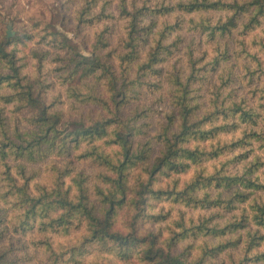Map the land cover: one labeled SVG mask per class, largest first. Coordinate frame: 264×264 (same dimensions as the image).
I'll list each match as a JSON object with an SVG mask.
<instances>
[{"label":"clouds","instance_id":"clouds-1","mask_svg":"<svg viewBox=\"0 0 264 264\" xmlns=\"http://www.w3.org/2000/svg\"><path fill=\"white\" fill-rule=\"evenodd\" d=\"M0 264H264V0H0Z\"/></svg>","mask_w":264,"mask_h":264}]
</instances>
